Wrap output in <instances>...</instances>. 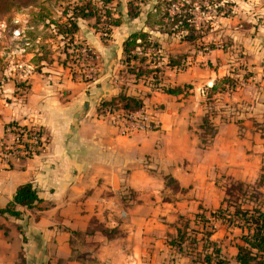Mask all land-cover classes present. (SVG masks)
I'll list each match as a JSON object with an SVG mask.
<instances>
[{"label": "crops", "instance_id": "obj_1", "mask_svg": "<svg viewBox=\"0 0 264 264\" xmlns=\"http://www.w3.org/2000/svg\"><path fill=\"white\" fill-rule=\"evenodd\" d=\"M144 1L129 19V0H114L121 24L107 41L90 22H77V44L95 56L94 81L73 79L75 69L63 67L58 54L36 72L27 54L24 75L1 85L0 140L15 125L36 130L43 148L24 162L0 155V209L27 183L39 199L32 209L18 207V219L0 216V264H193L168 241L186 222L203 230L195 221L202 212L205 228L215 229L210 241L234 264L241 230L208 213L223 208L229 185L237 184L252 194L243 208L264 213V0L235 3L233 16L202 21L209 25L202 45L147 27L157 0ZM140 31L157 45L161 71L134 82L123 75L122 45ZM232 45L254 78L233 75ZM149 61L146 55L136 65ZM15 78L26 81L21 96ZM227 78L234 88L223 84ZM214 85L222 91L206 104ZM121 93L141 100L150 131L119 136L114 117L99 113ZM205 119L208 131L200 127Z\"/></svg>", "mask_w": 264, "mask_h": 264}, {"label": "trees", "instance_id": "obj_2", "mask_svg": "<svg viewBox=\"0 0 264 264\" xmlns=\"http://www.w3.org/2000/svg\"><path fill=\"white\" fill-rule=\"evenodd\" d=\"M114 0H70L61 10L57 20L49 19L50 11L42 4V0H0V21L11 19L12 15L20 10L36 9L33 15L37 24L33 25V30L27 33L31 37L30 41L34 42L39 36L43 35V31L49 30L50 26L54 29V36L41 37L43 43H35L32 45L33 53L30 61L34 71L39 72L42 63L50 62L51 51L50 44L45 43L44 39H56L62 42V47L58 50V57L62 59L59 63L63 67L72 66L75 69L73 79L85 81L84 71L95 66V56L86 46L77 44L75 36L78 32L77 22L79 20L90 22V26L95 33H98L103 41L110 39L112 31L119 27L121 20L114 15ZM144 0H129L127 4V16L134 19L139 16L141 5ZM222 2V4H221ZM227 0H214L208 3V7H202L197 0H157L151 12L147 15L146 25L149 28L157 27L158 30L167 36L180 35L184 41L192 42L193 45H202V39L206 35L207 30L204 29V23L196 24L197 13H211L213 15L222 14L224 17H230V13L224 12L223 4H228ZM211 5L214 10H211ZM38 26H42L41 31ZM51 27V28H52ZM151 27V28H152ZM1 49V48H0ZM157 50V45L151 41L150 35L142 31L130 34L122 45V66L124 67L123 75H130L134 82L147 78L156 79L160 73V69L155 67L158 58L152 52ZM148 55L152 61L143 64L144 58ZM154 64V65H151ZM154 66V67H151ZM173 67L169 59L168 65ZM183 68V67H179ZM4 69L3 60L0 57V73ZM264 76V67H263ZM0 87L4 80L0 76ZM17 92L23 95L27 90L26 81L14 79ZM227 88L235 85L232 78L223 81ZM188 88V87H187ZM222 91L221 88L214 85L211 89L206 90V104L212 103V96ZM166 94L177 95L179 89H166ZM143 108L141 100L128 97L125 93H121L117 97L108 102L101 104L99 113L106 114L108 109H113L117 116L125 117L130 113L137 112ZM203 130L208 131V120L205 119L200 126ZM26 132V128H23ZM31 130L30 132L32 133ZM37 135H40L36 132ZM4 149V147H0ZM40 141L26 146L29 154L24 157H18L23 161L40 153L42 150ZM249 193V192H248ZM247 193V188L241 184L229 185L224 199V207L213 213H208L209 218L215 222L221 221L228 227H235L241 230V245L237 246V254L234 258V264H264V213L257 207L251 209L243 208L244 205L252 199V194ZM248 194V195H247ZM39 204L37 192L32 184L27 183L17 187L13 199L4 209H0V216H8L14 219L20 217V213L16 211L18 207L32 209ZM201 217L195 216L196 222ZM201 224L206 223L201 219ZM103 235L113 237L108 231L99 229ZM215 229L213 226H203V230H196L189 227L188 222L176 229L174 236H169L168 245L175 249L180 255L190 257L193 264H229L222 256L220 249L215 243L210 241ZM115 234V233H114ZM201 236L198 239V236Z\"/></svg>", "mask_w": 264, "mask_h": 264}, {"label": "rangeland", "instance_id": "obj_3", "mask_svg": "<svg viewBox=\"0 0 264 264\" xmlns=\"http://www.w3.org/2000/svg\"><path fill=\"white\" fill-rule=\"evenodd\" d=\"M69 1L70 0H42V4H44V6L47 7V9H49L50 14H51L50 18L47 17V20H49V19L57 20L59 14L61 13V10L66 6V3H68ZM197 1L199 3H201L202 7H208L209 1L214 2V0H197ZM227 1H228L227 2L228 4H223L222 9L224 12L230 13V17L232 15V12H235V8H236L235 3L240 4L241 2L243 3V1H244V3L247 6L254 3V2H252V0H227ZM209 8L210 7H208V9ZM211 10H214L213 5H211ZM246 10H247V8H246ZM36 12H38L36 9H29V10L22 9L19 12L12 15L10 20L7 21L6 19H3L2 21H0V48H1L0 49V57L2 58L3 64H4V69H3L2 73H0V76L4 80L3 83H5L7 81L6 76L13 75V77H15L18 75L19 76L24 75L23 71L25 72L24 66L26 64H24V63L26 61V55L31 54L33 57V55H34L33 53L38 52V49H35L34 51L31 52V50L33 49L32 45L35 43H38V42L43 43V39L41 37H45V35L47 37L50 35L54 36V29L52 26H50L49 30L43 31V35L39 36L37 38V40H35L34 42L30 41L31 37L28 36L27 33L32 32L33 25L37 24L35 18H33V15ZM213 14L206 13V14L202 15V13L198 12L196 23L199 24L202 21H205L206 23L209 24L210 23L209 18L214 16ZM205 22H204V24H205ZM208 26L209 25H205L204 29L205 30L209 29ZM41 29H42V26H38V30L41 31ZM218 30L219 29H217V32H219ZM207 32H208V30H207ZM206 34H208V33H206ZM223 35H224V32H222V34L220 36L223 37ZM44 42L50 44V51L52 54L51 56H57L58 50L63 45L62 42L58 41V38H56L54 40L49 39V38L46 40L44 39ZM233 46L235 47V45H232L230 48L227 47V49L230 51L229 52L230 53L229 60L233 61L234 65L238 62V66H235V68L233 67L234 68L233 69L234 70L233 75L238 74L241 77H244L245 79L248 78L249 80L251 78H254L255 75H252L244 66H240L239 58H237V56H239V54L237 53V49L235 52H232L234 50ZM154 52H157L155 54V56L159 57L158 51L156 50V51H153L152 53H154ZM233 53L235 56L232 57ZM32 69H34L33 66H32ZM93 69H94V67L87 69L86 71H84V75H88V76L92 75V77H95V73H94L95 70H93ZM232 88H234V87H232ZM212 103L214 104L215 102L213 101ZM11 127L15 128L16 126L10 125L8 128H11ZM198 135H200V134H198ZM263 182L264 181H262L261 184H263ZM198 215L201 217L198 221L200 224L199 226H201V228H202V226H204V224H201V222H202L201 219L204 220L203 212L199 213ZM198 229L200 230V228H198Z\"/></svg>", "mask_w": 264, "mask_h": 264}, {"label": "built area", "instance_id": "obj_4", "mask_svg": "<svg viewBox=\"0 0 264 264\" xmlns=\"http://www.w3.org/2000/svg\"><path fill=\"white\" fill-rule=\"evenodd\" d=\"M157 52H154L155 55ZM85 81H94L95 77L92 75H84ZM106 114L114 117L116 125L118 127L119 136L128 137L139 132L150 131V117L147 112L141 108L137 112L128 114L125 117H118L113 109H108ZM25 130L20 127H11L8 129V137L0 140V155L24 157L29 154V149L26 146H30L32 143L41 142L40 136L37 135V131Z\"/></svg>", "mask_w": 264, "mask_h": 264}]
</instances>
